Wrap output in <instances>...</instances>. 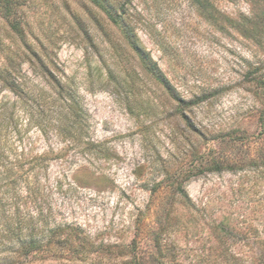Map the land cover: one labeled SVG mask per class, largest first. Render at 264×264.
<instances>
[{
  "label": "rangeland",
  "instance_id": "obj_1",
  "mask_svg": "<svg viewBox=\"0 0 264 264\" xmlns=\"http://www.w3.org/2000/svg\"><path fill=\"white\" fill-rule=\"evenodd\" d=\"M22 3L41 58L0 14V60L23 61L4 64L20 87L0 83V159L31 170L24 177L51 204L52 225L78 228L97 248L24 264H264V0H212L213 18L188 0H131L169 89L117 32L104 36L87 0ZM51 75L73 80L77 120L59 124Z\"/></svg>",
  "mask_w": 264,
  "mask_h": 264
},
{
  "label": "trees",
  "instance_id": "obj_2",
  "mask_svg": "<svg viewBox=\"0 0 264 264\" xmlns=\"http://www.w3.org/2000/svg\"><path fill=\"white\" fill-rule=\"evenodd\" d=\"M97 12L104 18V36L110 32H117L119 38L122 40L119 46L129 50L136 55L140 61V67L143 72L148 74L158 84L165 89H169L167 81H165L163 74L158 70L156 65L152 63L148 53L139 41L137 36L136 26L137 19L140 17L138 12L131 6V0H87ZM193 7H196L206 18H213L211 12L215 11L212 0H188ZM22 0H0V14L8 25L12 34L23 44L25 50L31 55L40 60L41 55L33 50L32 46L27 42L26 34L22 20L18 16L21 8ZM133 9V10H132ZM247 18L243 21H235L232 23L237 29L249 24ZM106 27V29H105ZM111 39L106 37L105 45L107 47H116V44H110ZM23 54L26 55V52ZM19 53L6 57L0 60V83L4 87H8L12 91L20 87L18 81L11 79L5 63H12V60L17 64L22 65L23 61ZM43 67V66H42ZM45 72V71H44ZM111 75V72L108 71ZM53 78V88L55 91V98L61 104V109L58 112V119L63 121H70L71 119H78L81 110L78 107V95L73 88V80L71 78L62 79L51 75ZM111 79H113L111 77ZM124 81L119 83L120 87L126 86ZM260 85L264 84V78L258 81ZM23 86V84H22ZM264 89V85L262 86ZM17 94V93H15ZM26 93L22 89V96ZM172 97L175 95L172 94ZM175 101L181 103L177 97L173 98ZM199 100L189 102L185 105L193 106L198 104ZM66 116L67 119H66ZM70 117V118H69ZM69 118V119H68ZM264 128V124L262 125ZM64 133L63 139L71 138V131L68 128H62ZM60 131V132H62ZM19 167L17 164H3L0 159V264H24L25 261L38 253H50L54 256L61 255L63 252L76 253L77 250L86 248L89 252H96L97 248L86 240V237L80 238L77 235L78 228L72 226L55 227L51 221L52 206L48 202L46 196L41 194L36 185H31L25 178V174L31 170L22 168V175L18 173ZM215 171H220L218 164L214 165ZM24 182L23 196L20 188V181ZM181 197H185L182 188H179ZM62 232H71L69 237L61 236ZM67 237V238H66ZM91 250V251H90Z\"/></svg>",
  "mask_w": 264,
  "mask_h": 264
}]
</instances>
